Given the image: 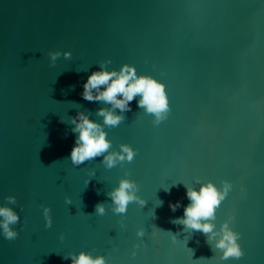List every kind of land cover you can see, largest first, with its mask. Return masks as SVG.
<instances>
[{"label":"water","instance_id":"obj_1","mask_svg":"<svg viewBox=\"0 0 264 264\" xmlns=\"http://www.w3.org/2000/svg\"><path fill=\"white\" fill-rule=\"evenodd\" d=\"M50 51L72 56L51 65ZM109 60V71L130 64L163 83L170 112L156 125L137 96L104 128L109 151L129 144L134 159L74 166L67 120L83 111L103 123L96 111L110 105L81 93ZM122 178L146 203L117 214L106 194ZM198 179L232 184L212 222L233 217L240 259L221 260L204 234L171 222ZM0 206L20 217L15 240L0 229V264H71L63 256L81 251L106 264H264V0H0Z\"/></svg>","mask_w":264,"mask_h":264},{"label":"clouds","instance_id":"obj_2","mask_svg":"<svg viewBox=\"0 0 264 264\" xmlns=\"http://www.w3.org/2000/svg\"><path fill=\"white\" fill-rule=\"evenodd\" d=\"M61 55L65 59H70L72 53L70 51L63 53L50 51L48 56L51 65H55L57 58ZM110 63V60L100 62L99 70L88 76L82 86L83 91L81 93L82 98L86 101H98L110 105V107H101L96 111V115L102 117L103 123L91 120L89 118L91 113L86 114L83 111L77 112L76 116L67 120L74 125L71 131L78 134L70 153V160L74 166H80L86 161L102 157L101 163L106 168L111 169L118 162H131L134 159L136 150L129 144H120V151H109L111 141L106 138L107 133L104 128L105 126L109 128L119 126L125 120L123 113L131 111L130 102L137 96L140 97L137 106L144 109L147 114H152L154 116L153 123L156 125L164 121L170 112L169 100L163 83L151 76L138 75L135 67L130 64H124L118 71H109L106 65ZM117 109L121 114H117ZM61 122L66 123L62 118ZM93 175H95L94 172ZM196 183L200 184L198 190L185 185L186 196L190 203L184 207L183 216L175 218L171 222L176 225H183L184 230L198 231L204 234L206 242L209 243L213 251L214 249L222 251L221 260L240 259L244 252L238 243L241 234L233 231L230 227V221L233 217L230 216L228 220H225L219 230H216V226L212 222L216 219V209L228 195L232 184L223 181L221 190L211 181L201 184L198 179ZM170 187L164 190L170 191ZM138 191L139 187L135 181L127 178L120 179L118 187L106 194L111 199L112 211L117 214H124L131 202H138L143 207L146 201L136 194ZM6 200L9 204H16L14 196L6 197ZM65 202L71 204V200L68 198H65ZM180 206L179 201L169 204L173 212ZM105 211L104 203L95 205V214L104 215ZM43 215L46 220L45 226L51 227L50 208L43 207ZM19 220L18 213L11 207L0 206V229H2L5 239L11 241L17 238L18 232L12 226L16 225ZM137 235L144 236V230H138ZM173 238L175 239V236ZM60 239H64L63 234H61ZM212 241H215L214 248L210 243ZM132 255L135 256L136 253L133 252ZM63 259H70L71 264H106L103 256L93 257L91 253L83 251L78 255L69 253L64 255Z\"/></svg>","mask_w":264,"mask_h":264}]
</instances>
